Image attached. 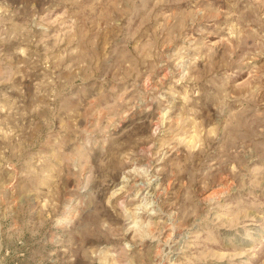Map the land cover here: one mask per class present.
<instances>
[{
    "label": "rangeland",
    "instance_id": "rangeland-1",
    "mask_svg": "<svg viewBox=\"0 0 264 264\" xmlns=\"http://www.w3.org/2000/svg\"><path fill=\"white\" fill-rule=\"evenodd\" d=\"M0 264H264V0H0Z\"/></svg>",
    "mask_w": 264,
    "mask_h": 264
}]
</instances>
